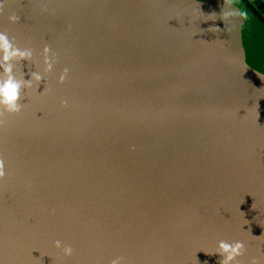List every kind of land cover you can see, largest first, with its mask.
Instances as JSON below:
<instances>
[{
	"label": "water",
	"instance_id": "1",
	"mask_svg": "<svg viewBox=\"0 0 264 264\" xmlns=\"http://www.w3.org/2000/svg\"><path fill=\"white\" fill-rule=\"evenodd\" d=\"M0 4L43 77L0 128V264H264L263 0Z\"/></svg>",
	"mask_w": 264,
	"mask_h": 264
},
{
	"label": "clouds",
	"instance_id": "2",
	"mask_svg": "<svg viewBox=\"0 0 264 264\" xmlns=\"http://www.w3.org/2000/svg\"><path fill=\"white\" fill-rule=\"evenodd\" d=\"M3 8L4 5L0 4V12H2ZM221 19H223L222 16ZM18 20L19 18L17 16L10 17V22L12 23H16ZM217 31H219V29H217ZM43 53L45 56V70L47 72H51L55 59L54 57L52 59L49 58L50 49L48 47L43 49ZM25 60H32V51L30 49H20L16 47L6 32H0V128L5 126L6 116L17 115L20 113L22 91L24 89H31L33 87V83L38 86L43 79V77L37 72L31 73V79L29 81H25L23 78L19 80L16 79L14 75V64ZM68 72L69 70L65 68L59 78V83L63 84L65 82ZM61 107H68V101H62ZM4 177L5 161L0 158V180H3ZM261 237L254 238L260 239ZM54 247L58 250L61 249V241L57 240ZM245 251V244L242 241L229 243L221 240L218 243L215 253H218L222 257L219 264H238L239 258L244 255ZM62 253L64 257H71L74 253V249L70 246H63ZM111 264H122V260L117 258L113 260ZM250 264H260V262L254 258L251 260Z\"/></svg>",
	"mask_w": 264,
	"mask_h": 264
},
{
	"label": "built area",
	"instance_id": "3",
	"mask_svg": "<svg viewBox=\"0 0 264 264\" xmlns=\"http://www.w3.org/2000/svg\"><path fill=\"white\" fill-rule=\"evenodd\" d=\"M264 1V0H263Z\"/></svg>",
	"mask_w": 264,
	"mask_h": 264
}]
</instances>
